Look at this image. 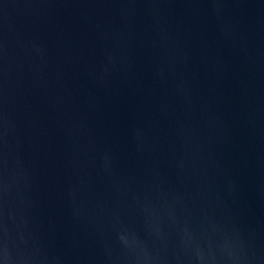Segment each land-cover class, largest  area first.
<instances>
[{
	"label": "water",
	"instance_id": "obj_1",
	"mask_svg": "<svg viewBox=\"0 0 264 264\" xmlns=\"http://www.w3.org/2000/svg\"><path fill=\"white\" fill-rule=\"evenodd\" d=\"M0 264H264V0H0Z\"/></svg>",
	"mask_w": 264,
	"mask_h": 264
}]
</instances>
